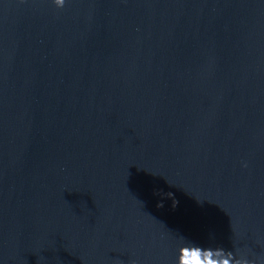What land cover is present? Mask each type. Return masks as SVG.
<instances>
[{"label":"water","instance_id":"1","mask_svg":"<svg viewBox=\"0 0 264 264\" xmlns=\"http://www.w3.org/2000/svg\"><path fill=\"white\" fill-rule=\"evenodd\" d=\"M181 236L264 264V0H0V264Z\"/></svg>","mask_w":264,"mask_h":264},{"label":"clouds","instance_id":"2","mask_svg":"<svg viewBox=\"0 0 264 264\" xmlns=\"http://www.w3.org/2000/svg\"><path fill=\"white\" fill-rule=\"evenodd\" d=\"M57 9L63 8L65 0H52ZM173 193H168V198L172 199ZM177 201H173L175 205ZM158 208H163L162 202L157 204ZM231 259H224V256ZM174 264H249V260L240 253L239 250L225 251L223 248L211 246L205 247L195 243L183 236L177 239V254Z\"/></svg>","mask_w":264,"mask_h":264}]
</instances>
